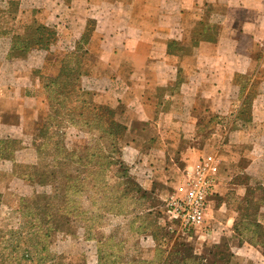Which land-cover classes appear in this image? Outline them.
<instances>
[{"label": "rangeland", "instance_id": "rangeland-1", "mask_svg": "<svg viewBox=\"0 0 264 264\" xmlns=\"http://www.w3.org/2000/svg\"><path fill=\"white\" fill-rule=\"evenodd\" d=\"M9 1L14 5L9 7ZM46 1L0 0V10L13 11L2 17L3 26H21L33 18L56 25L54 18L43 21L42 6L50 14L58 9L71 10V6L58 8L54 3L45 4ZM17 2L22 7L15 13ZM65 51L59 49L45 63L44 75L48 78L59 71ZM90 62L93 66L95 58L91 56ZM40 94V119L30 115L26 124L21 122L19 127L0 125V137L18 140L8 143L0 155V251L5 255L12 252V244L19 246L15 256H20L25 248L32 252L31 264H178L177 245L187 243L194 255L201 256L199 260L190 258L188 264L205 263L210 250L217 252L219 264H264V243L259 246L246 240L247 235L259 240L264 237V186H253L252 203L248 205L245 190L237 186L244 176L237 180L230 160L220 162L219 184L211 196L208 218L197 228L194 238L179 239L166 231V199L174 192L184 166L207 153L216 152L219 157L224 150L228 153L225 145L233 144L228 130L231 121L221 125L202 149L195 148L196 154L186 158L175 146L167 148L154 141L158 134L175 140V133L155 132L147 122L133 120L126 109L113 103L106 104L104 115L98 120L81 103L78 112H86V116L76 117L78 123L73 121L74 124L69 118L61 120L55 127L56 117L46 89ZM203 104L207 106L206 102ZM113 117L128 125L120 143V156L125 163L120 175L128 172L132 181L134 176L154 178L149 195L136 191L135 185L127 183V177L120 179L106 168L102 145L106 141L101 140L98 128H104ZM226 119L229 116L222 118ZM5 120L12 124L16 121L10 117ZM86 120L98 128L84 126ZM216 121L205 117L204 130L209 133L200 131V136L208 137ZM43 124L48 129L41 134ZM94 151L101 155L99 164L97 158L90 159ZM256 169L260 170V166Z\"/></svg>", "mask_w": 264, "mask_h": 264}, {"label": "crops", "instance_id": "crops-1", "mask_svg": "<svg viewBox=\"0 0 264 264\" xmlns=\"http://www.w3.org/2000/svg\"><path fill=\"white\" fill-rule=\"evenodd\" d=\"M48 3L71 6L67 12L58 9L52 15L42 6L41 14L43 21L54 18L64 32L62 43L70 42L66 50L75 48L89 19L95 20L85 47L95 58L90 77L104 85L107 102L125 105L127 115L147 122L155 132L175 133V140L157 135V142L165 147L176 145L181 132L196 131L198 112L206 102V109L215 115H231L228 130L233 147L246 146L241 155L232 151V145H225L228 153H220L221 164L244 156L248 160L245 172L253 179H264V0ZM209 5L213 10L207 15ZM202 21L212 28L205 29L206 38L197 41L194 37L200 35ZM10 61V68L0 67V125L19 127L42 104L33 69L44 67L46 59L35 57L31 68H21L17 64L21 60ZM243 76L246 89L240 80ZM252 91L250 121H243L239 116ZM8 111L17 116L13 124L5 120ZM196 151L189 148L183 156L191 158Z\"/></svg>", "mask_w": 264, "mask_h": 264}, {"label": "trees", "instance_id": "trees-1", "mask_svg": "<svg viewBox=\"0 0 264 264\" xmlns=\"http://www.w3.org/2000/svg\"><path fill=\"white\" fill-rule=\"evenodd\" d=\"M8 6L11 7L14 5L11 1L7 2ZM21 3L17 2V8L15 9V13H18L21 9ZM213 10L212 5L207 6L206 8V14L209 15ZM13 12L10 11L9 8L7 9H1L0 10V67L4 68H10L13 66V63H11L10 60L15 59L21 60L22 62H17V64H20L21 68H31V64L33 63V59L39 55L45 56L46 62L50 58H54L57 51L59 49H66L67 45L63 44L64 41V34L63 31H60L56 25H48L45 23H42L38 21L36 18H33L32 21L29 23H23L21 26H15V27H9V29H6L3 26V20L2 18L4 15ZM16 15V14H15ZM205 15V16H207ZM9 16V15H8ZM95 27V20L89 19L87 22V26L85 29V32L83 33L80 40H78L76 46L74 49H67L65 51V55L62 58L61 67L59 68V71L52 77L48 78V75H44V68H34L33 69V76L39 79V85L38 91L43 89H46V92L49 97V104L52 106L51 110L54 113L56 119L54 120L53 125H57L61 120L66 121L67 118H69V121L72 120L71 124L78 123L76 122V117L78 116H86L87 113L89 115L95 117V119L98 120L99 117L104 115V110L107 108V102L104 99L105 90L104 85L100 82H97V80L91 78V71H92V64L90 62L91 53L88 51V49L85 47L86 43L88 42V39L91 37L92 30ZM211 29L212 27L208 24L206 21H202V26L200 29H198L197 33H200V35H195L194 39L197 41L204 37L203 33L205 29ZM9 48V51H7V48ZM247 77L243 76L240 77V80H243V88L246 89L247 87ZM244 90V89H242ZM245 92V91H244ZM243 92V93H244ZM89 96V97H86ZM253 91L250 92L247 97L244 100V105L241 110L239 118H241L243 121H250V108L252 103V97ZM71 97V98H70ZM68 103H71L72 105H69ZM81 103H84L86 106V112L79 111L78 109L81 106ZM121 107V110H125L126 106L123 104H118ZM205 106V104L202 105V108L200 109V112H198V126L196 131L193 134L181 132L180 135H177V138L179 139L176 143L175 148H178V152L180 151V155L183 154L186 150L189 148H198L202 149L201 146H203L207 140L213 133L220 130L221 125L223 126L225 122H229L232 120L231 115L229 116V119L222 120L224 116H217L214 113L210 112V110ZM204 108V109H203ZM39 109L32 112L31 115L34 117L38 115L40 119V113ZM118 113V112H117ZM6 119H9V117L12 119L14 118L17 120V116L11 112L8 111L5 113ZM214 117L216 119V127L210 130V134L208 137L205 135L200 136V131L207 132L206 129L204 130V118L205 117ZM42 118V116H41ZM220 118V119H218ZM211 119V118H210ZM11 121V120H10ZM10 121L7 120V123H10ZM74 121V122H73ZM210 121V120H209ZM208 121V122H209ZM84 126L98 128L93 125V122L91 120H86L84 122ZM127 123H125L122 119H118V117H113L112 119H108L107 123H105L104 128H98L101 130V140H105L106 143H102L103 147L105 148V155L104 158H106V168H109V172L114 173L118 178L122 179L127 177L128 181L127 183L133 184L136 187V191H142L143 194L149 195V192H152V189L154 188V178L152 177H135L133 178L134 181L131 180V176H129L128 172H124V175H120L121 171L123 172L125 163L121 159V148L120 143L123 139L124 133L127 131ZM42 128L39 129L41 134H44L47 132L46 124H43L41 126ZM56 127V126H55ZM89 132V131H88ZM180 136V137H179ZM205 137V139L203 138ZM18 140H15L8 136H1L0 137V155H3V152H5L6 145L8 143L17 142ZM154 141L157 142L154 139ZM153 142V140H151ZM171 145V144H169ZM232 145V151L237 152L241 155L245 152V145H237V147H233ZM102 150V148L100 149ZM2 157V156H0ZM96 159V163L99 164V158L101 155L94 151L91 154V158L93 160ZM84 157L81 156V159ZM231 160V159H230ZM89 162V160H88ZM230 168L233 174L237 177V180L241 178V175H243L242 181L237 182L238 185L243 186L245 190L244 198L247 201L248 205L252 203L250 200L253 199V196L251 191L253 189V186H264V179H253L251 176L245 172V168L247 167L248 160L244 156H242L238 161H230ZM187 165L184 166L183 171L185 170ZM182 171V172H183ZM131 174V173H130ZM151 176V175H149ZM131 177V178H130ZM134 182V183H133ZM140 182V183H139ZM254 183V184H253ZM120 185L121 182H119ZM251 193V194H250ZM211 201V197H210ZM262 205L263 202H261ZM166 221V231L168 233H171L172 235L176 236V238L179 239H185L190 240L194 238L195 233L198 231V227H182L180 228L178 225V222L175 220H171L169 218L165 219ZM177 222V223H176ZM236 226V225H235ZM256 229H258V225H255ZM236 229V228H235ZM246 232L249 231V228L246 227ZM254 229V230H256ZM240 230V229H239ZM264 235V234H263ZM247 237V241L253 245H261L264 242V237L262 239H258V237ZM8 245V244H7ZM9 246L12 248V252L7 253L5 255L2 251H0V264H31L33 263V255L32 252L28 250V248L23 249V252L20 256H15L14 253H17V250H19L18 245H12L9 244ZM214 248H219V245H214ZM3 249H7L4 247ZM175 253L179 256L178 262L184 264L190 263L188 260L190 258H196V260H199L201 256L194 255L192 252V248L187 243H181L177 245V250H175ZM264 254V251H263ZM205 263L202 262H196L193 264H219V257L217 255V252L210 250L209 255L204 257ZM178 263V264H179ZM168 264H172V262H169Z\"/></svg>", "mask_w": 264, "mask_h": 264}, {"label": "built area", "instance_id": "built-area-1", "mask_svg": "<svg viewBox=\"0 0 264 264\" xmlns=\"http://www.w3.org/2000/svg\"><path fill=\"white\" fill-rule=\"evenodd\" d=\"M220 162L219 154L213 152L187 164L174 192L166 199L167 216L180 228H197L206 223L210 197L219 181Z\"/></svg>", "mask_w": 264, "mask_h": 264}]
</instances>
